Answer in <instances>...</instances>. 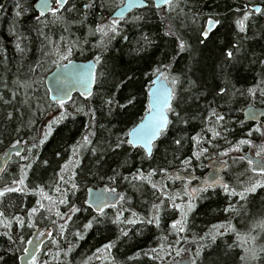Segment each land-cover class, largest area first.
Masks as SVG:
<instances>
[{"label": "trees", "instance_id": "obj_1", "mask_svg": "<svg viewBox=\"0 0 264 264\" xmlns=\"http://www.w3.org/2000/svg\"><path fill=\"white\" fill-rule=\"evenodd\" d=\"M117 1L71 0L59 15L37 19L40 13L35 10V0H0V152L15 144L24 146V152L14 155L0 178L1 189H16L13 182L20 180L22 167L32 165L26 169L24 184L19 185L24 191L0 195V264H19L28 239L40 225L54 229L42 251L45 264H176L185 256L196 264H264V255L251 261L237 239V232H251L256 243L264 245V228L254 227L264 220V184L245 198L226 193L222 187L200 191L191 211L185 209L187 223L179 233L172 230L171 222L181 218V211L171 207L160 191L166 186L169 193L181 192L176 203H183L188 198L183 194L187 186L172 179L171 170L204 175L208 160L215 156L229 162L226 181L237 192L241 182L264 179L241 159L243 153L256 154L264 145V117L259 122H243L246 106L264 105V0H174L173 9L169 5L145 8L97 48L92 43L98 39L93 30ZM253 5H260L261 12L253 9L241 30L236 21ZM209 17L220 23L204 37L201 33L208 30ZM181 39L186 44L183 51L178 48ZM74 43L80 48L71 47V55L62 59L54 55L56 48L63 53ZM229 49L232 57L226 55ZM98 54L102 59L97 62L94 93L87 98L77 93L72 99L80 110L64 111L52 102L45 76L58 62L96 60ZM162 65L178 77L172 104L179 117L169 113V127L151 155L139 146L122 143L117 148L118 138L123 140L124 133L144 116L149 81L157 75L154 69ZM211 110L224 119L218 122L210 117ZM50 123L51 131L40 143ZM210 129L220 134L213 135ZM197 134L203 137L199 142L194 139ZM84 136L90 144L82 143ZM241 139L253 143L234 147ZM74 145L80 147L71 179L78 187L67 193V205L57 203L49 208L45 195L28 189L42 186L44 193L57 197V184L71 189L69 174L60 170L73 156ZM198 151L201 154L196 156ZM153 169L157 171L151 183L133 178L137 171L147 176ZM62 174L64 181L60 180ZM103 185L121 192L122 199L117 206L105 208L102 215L87 205L86 198L88 187ZM38 200L46 207L39 208ZM161 200L159 225L148 223L144 218L152 217V205ZM229 204L232 209L225 211ZM71 205L80 211L67 219L63 213ZM34 206L39 210L29 215ZM118 211L123 212L119 221ZM17 215L23 225L14 219ZM93 217L92 226L85 229ZM132 219L137 222H125ZM227 223L235 231L221 227L212 239V226ZM109 241L113 242L107 250L111 258H105V252L96 250ZM160 243L171 248L161 251L157 248ZM152 249L156 251L148 254Z\"/></svg>", "mask_w": 264, "mask_h": 264}, {"label": "snow or ice", "instance_id": "obj_2", "mask_svg": "<svg viewBox=\"0 0 264 264\" xmlns=\"http://www.w3.org/2000/svg\"><path fill=\"white\" fill-rule=\"evenodd\" d=\"M130 3L135 2V0H129ZM162 2L166 5H169V7L171 8L172 6V0H162ZM55 3L58 7H50V0H40V3L38 5V8L40 10V16L37 17V19H40L41 16H44L46 11H50L53 15H59L60 9H63L65 4L68 3V0H55ZM157 3L159 5L160 0H157ZM17 7H19V5H17ZM89 7V5H85V8ZM254 9L255 12H261V8L259 7H255V5L251 6L250 9L245 10L243 13V17L241 19H238L236 21L237 26L241 29L244 30L245 28V20H247V18L252 14V10ZM17 15H20L19 12H17ZM123 17V10L121 11V16L120 18ZM220 21L219 20H213L212 17H209L207 20V24L209 26L208 30L203 31L201 34L204 37H207L209 35V31L211 30L212 27H215V25L219 24ZM118 24H119V19L117 18H112L110 20L109 23L106 24H102V25H97L96 28L94 29V31L96 32H100L101 33V40L98 41L97 43H103L105 37H107L109 35V33H115L118 30ZM19 46V45H18ZM186 47L185 41L184 40H180L179 44H178V48L183 51L184 48ZM57 55L61 56V58H64L66 55H71L72 52V48L71 46L67 47L64 49V52L62 53L60 51L59 48L55 49ZM226 55L228 57H232L233 56V52L229 49L226 52ZM102 59L101 56H99V54L96 57V61L99 62ZM163 69V70H162ZM168 66L162 65L161 67H158L156 69H154V72L156 74H158V77L156 80H150L149 84L152 85L149 87V94H148V99H147V104L146 107L144 108V116L141 117L139 124L133 126L131 129H129L127 132L124 133V139L123 140H119L118 138V143L115 145L117 148L120 147V145L122 143L124 144H128L130 146L136 147V146H142L144 149L147 150V154L151 155L152 153V141L154 139H156L157 137H159L167 128V125L171 122L169 119V113H175L177 117H179V113L176 112V109L173 107L172 104V99L175 96V85L177 83L178 77L176 76H171V74H169L167 72ZM81 78L85 79L86 77L84 76V74H81ZM219 91L221 93L225 92V88H220ZM249 92H253V89H249ZM261 91H264V89H261ZM87 95H90L91 93H87ZM65 95H67L65 93ZM53 100H58L59 104L61 107H63L64 105V101L63 99H60L57 96H53L52 98ZM109 103H111V100L108 101ZM131 103V101H129ZM63 114H61L62 116ZM254 115V113L252 114ZM210 117H214L216 119V121H222L224 119L223 115L217 114L215 112V110H211L209 113ZM56 123L59 122V120L55 121ZM186 123V121H184ZM213 132V135H219L220 133L215 131V129H210ZM257 131H260V127L257 126L256 128ZM51 131V123L47 126V129L43 135V137L41 138V140L39 141L40 143H43L44 139H47L48 134ZM196 139L197 142H199V140L203 139V137H201L199 134H197V136L194 138ZM211 141H209L210 143ZM17 143H20L19 141H17ZM82 143L84 144H90L91 140L89 139L88 136H84L82 138ZM176 144H179L180 141L176 140L175 141ZM253 141L249 140V139H241L236 145H234V147H239L240 144H252ZM32 147H36V145H33ZM79 145H74L73 146V156L69 159L66 160L64 163V166L61 168V173H68L69 174V179H68V183L71 184V189H62L61 186L59 184L56 185L55 189H54V193H59V196H49L47 195V193H44L43 187L41 186L39 189H28L29 191H40L43 195L46 196L47 200L49 201V204L47 205V207L52 208L55 207V205L57 203L59 204H64L67 205L68 199H67V193L71 190L76 189L78 186L72 181V177L75 175V172L73 170V166L75 163H78V152H79ZM203 151H207V149H203ZM229 151V149H225V152ZM19 155V153H17ZM201 153L198 151L195 153L196 156H199ZM262 154H264V145H261L259 150L256 152V156H261ZM57 155H59V153H57ZM23 159L27 160L28 157H23ZM241 159H247L246 157H241ZM44 163L46 164L47 161H44ZM185 164L188 163V160L186 159L184 161ZM248 164L249 166H251V171L252 173H258L260 174L261 177H264V159H260L258 161H254L252 159H248ZM255 166H252V165ZM31 163H28L27 165L22 167V172H21V178L19 181H14L13 183L17 184V188L16 189H11L8 187H5L3 189H0V195H3V193L5 192H9V191H13V190H18V191H24L25 188H21L19 187V185H23L24 184V180H25V172L27 168H31ZM156 169L151 170L147 176L143 173V171H137V173L134 175V179H144V180H148L151 183V176L156 172ZM161 172H167L166 169H160ZM65 177L64 175H60V180L64 181ZM110 180L114 179V177H109ZM127 179V177H126ZM216 181H211L208 182L204 185H202V187L200 189L197 188H192L191 190H188V188L186 187L184 189V195L188 196V200L185 203H176L177 198L181 197V192L177 191L175 193H169L166 190V186L164 187H160V191L163 194V196H166L169 198V200L171 201L170 206L174 207V208H178L181 211V218L178 220H173L171 222V226H172V230L176 231V232H183L185 230V225L187 223V211H191V209L194 207L193 204V196L194 194L198 195L199 191L204 190L206 191L208 188L210 187H214L215 186ZM261 184H264V179H255L253 181H251L248 184H244V182H241V189L239 192H237L236 188L230 187L228 184H221V187L223 188V190L226 193H231L233 195H239L241 198H245L246 194L249 192H254L256 191V188L261 186ZM153 187H158V185L153 184ZM109 198H111L110 192L108 193H100L97 196V200H99L102 203H104L106 200H108ZM164 201L161 200L159 204H154L152 205L153 208V214L151 218H144L145 220H147L148 223H155L157 226L160 223V212L162 210L161 206L163 205ZM101 204H97L96 206V211L100 214H104V210L103 207H101ZM37 205L39 206V208H45L46 205L41 203L39 200L37 201ZM232 205L229 204L228 207L225 209V211H229L230 209H232ZM38 207H33L30 210L29 215L36 213L39 210ZM185 209H187V211H185ZM80 211L79 208H77L75 205H71L69 207L68 212L63 213V216L66 217L67 219H71L72 217V213L74 212H78ZM3 213L0 212V216H2ZM57 215L60 216L61 213L59 212V210L57 209ZM137 214L133 213V216L135 217ZM123 216V212L118 211L116 213V219L117 221L120 220V218ZM14 219L19 220L20 224L23 225L24 221L23 219H21L19 217V215H17L16 217H14ZM95 220V217H93V219L89 220L85 225L84 228H90L93 224V221ZM126 223H136V219H132L129 221H125ZM6 223L8 224V226H10L11 222L10 221H6ZM259 226L261 228H264V220H261L259 222L258 225H254V227ZM221 227H224L228 230H232L235 231L234 226L231 223H227V224H220V225H213V231L211 233V238L215 239V235L216 233L219 231V229ZM77 235H79V233H77ZM206 236L209 235V233L205 234ZM163 239V238H162ZM182 239H186L184 237H182ZM203 239V237L201 238ZM237 239L240 240L241 243V247L244 248L246 256L247 254L250 253V256H248V258L255 262L257 261L260 256L264 255V245H258L256 243V237L254 235L251 234V232L248 233H244L241 234L239 232H237ZM249 241L251 242V247H249ZM177 243H179V241H177ZM113 246V242L109 241L107 244H105L104 246H102V248L97 249V252H105V258H111L108 253L107 250L110 249ZM157 248H159L161 251L165 250L166 248L170 249L171 245L170 244H165V243H160L157 245ZM201 249L198 248L197 252H199ZM156 251V249H152L150 250V252L148 254H152ZM180 249H177V252H179ZM165 254H167V252H165ZM95 255V254H94ZM137 255H140V253L138 252ZM33 264H35L36 261V257L33 256ZM190 264H196L195 259H191L190 260Z\"/></svg>", "mask_w": 264, "mask_h": 264}, {"label": "water", "instance_id": "obj_3", "mask_svg": "<svg viewBox=\"0 0 264 264\" xmlns=\"http://www.w3.org/2000/svg\"><path fill=\"white\" fill-rule=\"evenodd\" d=\"M156 3L157 7H164L166 4L160 0L158 5L157 0H153ZM173 1V0H172ZM40 0H37L35 3V8L38 12H40L38 5ZM148 3V0H135V2L130 3L129 0H125V3L120 6L114 13L115 17L121 16V11L123 10V16H125L129 11L134 9L135 7L144 6ZM53 2L50 0V7H52ZM66 5V4H65ZM255 7L261 8L260 5ZM50 11H46L44 15L49 13ZM81 74H84L85 79L81 78ZM158 74L153 78L156 80ZM97 78V61L94 58L89 59H70L67 61H63L58 63L46 76H45V84L49 91L50 100L56 104H59L58 100H53V96H57L60 99H63L64 104L70 102L73 97L78 93L83 97H90L94 93L95 83ZM152 86V85H151ZM87 93H91L87 95ZM65 93L67 95H65ZM173 101V99H172ZM254 113V115H252ZM264 117V105H248L243 109V122H259L261 118ZM170 119V115H169ZM140 122V121H139ZM139 122L137 124H139ZM136 124V125H137ZM169 124L167 125L166 130L168 129ZM165 130V131H166ZM161 136V135H160ZM157 137L152 141V145L158 141L160 138ZM138 147V146H136ZM142 147V146H139ZM152 147V152H153ZM143 148V147H142ZM144 149V148H143ZM146 152L147 150L144 149ZM24 152V146L22 144H15L8 147L6 150L0 152V178L5 172L7 166L12 160L14 154H22ZM152 154V153H151ZM243 157L248 159H252L254 161H258L260 159H264V156H256V154L251 152H245ZM227 160L215 156L211 157L207 162L208 171L204 175H198L194 172H188L181 169H172L171 177L176 181H195L189 186V190L192 188L200 189L202 185L216 181L214 187H210L208 189H215L221 184H227V181L224 176V172L228 169ZM252 166H255L254 164ZM110 192L111 198L106 200L101 204L99 200H97V196L100 193H108ZM193 197H196L194 194ZM122 199V193L119 191L111 190L108 186H98V187H88L87 189V198L86 203L88 206L92 208V210L96 211L97 204H101L103 210L108 207L117 206ZM54 233V229L52 227L38 226L34 229L30 238L28 239L25 249L23 253L19 257V264H33L32 257H36L35 264H45V257L41 256L43 248L45 244L52 238ZM192 258L190 256L181 257L177 260V264H190V260Z\"/></svg>", "mask_w": 264, "mask_h": 264}, {"label": "flooded vegetation", "instance_id": "obj_4", "mask_svg": "<svg viewBox=\"0 0 264 264\" xmlns=\"http://www.w3.org/2000/svg\"><path fill=\"white\" fill-rule=\"evenodd\" d=\"M36 1L37 0H35V2H34V7H35V3H36ZM70 1L71 0H68V3L64 6V8L63 9H60V12H59V14L60 13H62L64 10H65V8H67L68 7V4L70 3ZM174 1V0H173ZM52 2H53V5H52V7L53 8H55V7H58L57 5H56V3H55V0H52ZM125 3V0H118L117 2H115V3H113L112 5H111V7H110V9H109V11L107 12V14L105 15V17H102L101 18V20L99 21V22H102V20H107L108 21V23L110 22V20L112 19V18H117V19H119V24H118V26L117 27H119V26H123V24L125 23V22H129V20L130 19H132V18H134V17H137L140 13H141V11L140 10H143V9H145V8H159V7H157L156 6V3H155V1H153V0H148V3L146 4V5H144V6H139V7H135L134 9H132L131 11H129L125 16H123L122 18H120V17H115L114 16V13H115V11L120 7V6H122L123 4ZM167 6V5H166ZM166 6H164V7H166ZM164 7H160L159 9H161V8H164ZM35 10H36V8H35ZM37 11V10H36ZM38 12V11H37ZM40 13V12H39ZM53 14L51 13V12H49V13H47L46 15H44V17H46V16H52ZM99 24V23H98ZM244 161L248 164V161L247 160H245L244 159ZM229 163V162H228ZM249 165V164H248ZM10 166V163H9V165L7 166V168H6V170L8 169V167ZM250 168H251V166H250ZM6 170H5V172H6ZM227 171H228V169L224 172V176H225V179H226V173H227ZM4 172V173H5ZM4 173H3V175H4ZM2 175V176H3ZM1 176V177H2ZM185 182V184H186V186H187V188L192 184V183H194L195 181H188V180H185L184 181ZM202 191V190H201ZM200 192V191H199Z\"/></svg>", "mask_w": 264, "mask_h": 264}, {"label": "rangeland", "instance_id": "obj_5", "mask_svg": "<svg viewBox=\"0 0 264 264\" xmlns=\"http://www.w3.org/2000/svg\"><path fill=\"white\" fill-rule=\"evenodd\" d=\"M176 4L175 3H172V6H171V8L173 9L174 8V6H175ZM106 23H108V21L107 20H102V22H99V24L98 25H102V24H106ZM94 31V30H93ZM94 32H96V31H94ZM97 33V35H98V39L96 40V41H94V42H92L97 48H99V47H101V45L102 44H104L107 40H108V38L110 37V34L111 33H109V35L107 36V37H105V39H104V41H103V43L101 44V43H97L98 41H100L101 40V33L100 32H96ZM71 47H79L80 48V45H78V44H76V43H74V44H71L70 45ZM55 56H57V58L58 59H60L61 58V56H59V55H57V53H56V51H55V54H54ZM62 59V58H61ZM63 61H66V60H63ZM63 61H60V62H63ZM59 63V62H58ZM43 66V65H42ZM77 101L76 100H73V101H70L69 103H67V104H64L63 105V107H62V109L64 110V111H76L77 110V112H78V110H80V109H77ZM56 110H59V109H56ZM2 188V185H0V189ZM187 200H188V198L187 199H184V202L183 203H185V202H187ZM195 201L193 200V204L195 205Z\"/></svg>", "mask_w": 264, "mask_h": 264}]
</instances>
